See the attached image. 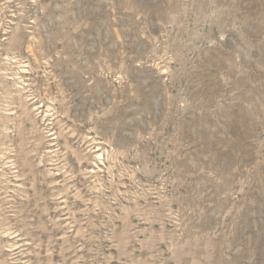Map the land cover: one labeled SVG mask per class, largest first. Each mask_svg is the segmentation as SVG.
<instances>
[{"label": "rangeland", "instance_id": "374dc122", "mask_svg": "<svg viewBox=\"0 0 264 264\" xmlns=\"http://www.w3.org/2000/svg\"><path fill=\"white\" fill-rule=\"evenodd\" d=\"M0 264H264V0H0Z\"/></svg>", "mask_w": 264, "mask_h": 264}]
</instances>
